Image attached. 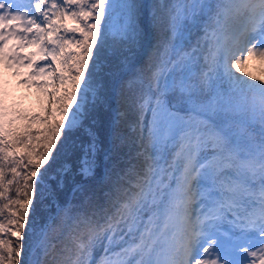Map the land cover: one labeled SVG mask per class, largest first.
Listing matches in <instances>:
<instances>
[{
  "label": "snow or ice",
  "instance_id": "obj_1",
  "mask_svg": "<svg viewBox=\"0 0 264 264\" xmlns=\"http://www.w3.org/2000/svg\"><path fill=\"white\" fill-rule=\"evenodd\" d=\"M143 7L136 0H0V62L31 68L28 75L47 77L48 86H70L55 101H65L56 109L60 120L35 146V133L5 128L0 104V264H264V81L232 70L248 58L264 61V0L153 5L166 10L149 22L164 38L122 89L141 115L151 111L148 136L141 135L119 173L109 174L102 196L84 186L95 178L109 137L118 153L127 144L118 126L101 137L92 110L109 38L135 44L142 26L147 30ZM117 10L118 29L111 24ZM198 18L205 21L202 42L177 50L167 34ZM28 46L37 50L22 54ZM217 79L242 99L247 120L218 124L212 115L219 104L198 102ZM177 103L190 104L192 115L181 116ZM81 133L87 145L74 185L83 194L80 206H65L37 231L41 205L59 196L68 178L69 166L58 158ZM21 145L26 151L18 156L13 148Z\"/></svg>",
  "mask_w": 264,
  "mask_h": 264
},
{
  "label": "rangeland",
  "instance_id": "obj_2",
  "mask_svg": "<svg viewBox=\"0 0 264 264\" xmlns=\"http://www.w3.org/2000/svg\"><path fill=\"white\" fill-rule=\"evenodd\" d=\"M120 0H116V3H119ZM145 7H143L144 9ZM142 9V10H143ZM144 17L143 12L140 13L139 19L142 20ZM152 17V16H151ZM151 20V18H150ZM150 21H146V23L151 27ZM111 24L113 25L114 28L118 29L122 24H123V17L120 14L119 10H117L112 17ZM146 24V25H147ZM147 25V27H148ZM157 34V32H156ZM142 36H145L143 33ZM115 38V39H113ZM109 40H114L116 43H110L109 42V47L107 48V53H109V59H115V61L112 62H105L102 65V71L100 75V84L102 83V94L100 95L99 99L96 101V104L101 103L102 105L105 106L106 110V116L103 119V124L104 128H108L109 130L112 129L113 125L116 122V117H114V113L118 111L116 102L119 104V101H121L122 97L120 95L117 96V92L115 93V77L116 73L119 69V72L123 71L122 69L127 67L129 64H131L135 58V55L138 54L137 51H141L143 45L141 42H137L135 44H130V45H123L118 42H126L122 41L119 36L116 37H110ZM154 43V38H150L148 42ZM119 47L121 50L125 51L123 52L124 56L126 58H122L121 55L118 53H115L113 48ZM75 50V49H73ZM139 55V54H138ZM121 59H124L121 60ZM123 61V62H121ZM124 64L126 66H124ZM116 67L113 69V66ZM117 65H121L122 67H118ZM14 67H7L4 62H0V70H5L7 69L9 73L5 70L7 74L12 75V84H6L7 80H5L3 77L0 76V88L5 87L6 88V96L12 100L13 105H17L21 107L22 112H28L30 110L29 104H31V99H35L36 101L39 102L41 105V111L45 116H48V120L44 123L36 122L33 123L32 126H30L27 131L35 133V137L33 138L34 141H38L40 139L41 133L43 132V129H45V126H47L49 123H56L58 122V119L60 120L59 113L57 114V105H56V98L53 96H49L48 93H51L52 86L47 85V80L43 79L45 81V86L43 87H36L35 84L32 83V81H37L40 82L39 78L34 79V77L28 76L27 70H22L19 68V72L12 74ZM27 68V67H26ZM235 75L238 77H241L243 79L251 80L252 77H258L260 81H264V61L260 60L259 58L252 57L245 59L241 62L239 70L233 68L232 69ZM126 70H124V74ZM250 74V75H245V74ZM8 78V77H7ZM22 79H27L28 83H25L28 85L27 90L25 91L28 94V97L25 95V92L22 91L21 89V84H19L17 81H21ZM217 79L215 81L216 88L217 89L213 94L208 93L205 96H200L198 98V102H203L205 104L207 103H218L219 108L216 112V114L212 115V119L215 120L218 124H221L224 121H227L229 124H239L245 120H247V116L244 114L243 111V101L241 98L238 96H235L231 93V90L228 86V82L226 80L220 81ZM214 84V85H215ZM49 87V88H48ZM48 88V89H47ZM49 90V92H46ZM115 94H114V93ZM20 93H22L20 95ZM117 96V97H116ZM123 99L126 102H131L130 99H126V93L123 95ZM128 101V102H127ZM124 109H130V107L127 105ZM37 105V104H36ZM123 106V105H122ZM120 107V106H119ZM182 108H186L187 111L192 112V106L187 103H182L180 105ZM123 109V110H124ZM36 113L42 114L39 109H36ZM126 116H124V122H125V127H126ZM134 123V121H131ZM130 123V122H129ZM256 133H259V126L258 123L256 124ZM258 127V128H257ZM136 126L134 124H128V130L133 131ZM258 129V130H257ZM16 152L15 150H13ZM102 156L104 154H100L99 158L102 159ZM102 163V161L100 162ZM105 177V174H101L100 178L103 180ZM58 203V202H55ZM53 207V206H52ZM52 207H47L43 206V211H46L45 216L43 217L44 221L42 224H37L35 223V227L37 231L45 226V222L50 221L54 217V213L52 212ZM52 210V211H51ZM50 211V212H49Z\"/></svg>",
  "mask_w": 264,
  "mask_h": 264
},
{
  "label": "trees",
  "instance_id": "obj_3",
  "mask_svg": "<svg viewBox=\"0 0 264 264\" xmlns=\"http://www.w3.org/2000/svg\"><path fill=\"white\" fill-rule=\"evenodd\" d=\"M183 1V0H182ZM136 2H139L140 4H142L141 0H136ZM167 5L170 4H174L176 3V1L173 0H166ZM193 3V2H192ZM148 4L149 6L147 7V13L151 14L152 12V8L153 5H157L159 6V4L161 5V0H158L157 2H155L154 4H151V0H148ZM166 11V10H165ZM198 11V10H197ZM157 14H160L161 11L159 9H157L155 11ZM192 21H189L186 24H183L182 26L186 27L188 29V27L190 29H193V26L191 25ZM148 28H150L152 35L154 36V40H158L160 39V37H162V33L160 35L157 36L156 32L152 30V28L148 25ZM182 34L181 31H176V32H169L167 34L168 39L170 40V42L173 44ZM143 35V31L141 30V34L140 36L137 38L138 42H141V44L143 42H145L146 40V36H142ZM126 45H130L128 43H126ZM115 53H118L119 55L122 56V58H126V56H124L123 50H121L119 47L117 48H113ZM140 50V49H139ZM138 52V51H137ZM108 59L105 60V62H112L115 61V59H109V53H107ZM136 56V55H135ZM124 59H121L124 61ZM121 61V62H123ZM146 60H144L145 63ZM118 67H122L121 65H117ZM124 66H126L124 64ZM116 67L113 66V69ZM127 68V67H126ZM126 68L124 67L121 71L119 72V69L116 73V77L115 80L124 72V70H126ZM130 77H127L122 80V82H120L116 88V92H117V96L120 95V97H122L121 101H119V104L116 102L117 105V109H118V117H117V121L115 122V124L113 125V127H119L124 136H126L127 138V144L125 146H123V152L118 153L115 149V147L112 145L111 143V138L109 137V139L106 141L104 148L98 153L97 155V159H96V168H97V174H96V178L100 177V175L103 173V170H105V177L103 180H94L89 181L87 183V185H84L85 187H87L90 191L95 192L97 197H100L103 195V192H106L108 190V185H107V181H108V177L109 174L115 172V173H119L120 172V167H122L126 160H127V156L128 154H134L135 153V148L136 145L139 144L140 142V138L141 135H143L144 138H147L148 136V124L151 120L150 118V111L146 110L143 115L140 114L139 110L133 106L132 102H128L126 104V102L123 99V95H125V93L122 91L123 86L125 85L126 81H128ZM102 86V83L100 84ZM66 87H70L68 85H66ZM209 92V90H208ZM63 96V94H62ZM116 96V97H117ZM98 100V99H97ZM96 100V101H97ZM95 101V104H96ZM131 101V99H130ZM63 103H65V101H61V103L58 105V107H62ZM126 104L130 107L131 110L129 109H124ZM123 105V106H122ZM120 106V107H119ZM105 106L102 105L101 103L98 102V104H96V107L94 110H92V114L94 116V120L92 121V123L94 124V126L99 129V133L100 136L103 137L107 134L108 132V128H104L103 124V119L106 116L105 113ZM124 109V110H123ZM123 113V115H121ZM150 113V114H149ZM124 116H126V127H125V122H124ZM48 120V118H44L42 116H38L37 118H32V117H27L26 119L22 120L19 124V119H17L16 123L11 124V129L15 132H22L25 131L26 129H28L30 126L33 125V123L36 122H40V123H44ZM131 121H134L131 122ZM134 124V126H136V128H134L133 131L128 130V124ZM55 123H49L47 126H45V129H43V132L41 133L40 136V140L43 139L44 136H46L48 134V129ZM112 127V128H113ZM37 141L33 142V146L36 145ZM69 150H66V153H61V156L58 158V164L63 165V164H67L70 168V171L68 172V178L66 180V182L64 183V185L62 186L61 190H60V194L59 196H52L50 198V200H46L40 207L39 213L35 216V223L37 224H42L44 219L43 217L45 216L46 211H43V206H47V207H52V212H54L55 210H59L62 205H65L67 200L69 199L70 195H71V191L74 188V185L78 182L81 181V177L78 174V169L80 167L81 164V156L84 154V150H86V145H87V139L84 136L83 133L76 135L73 140H70L69 142ZM75 143L76 147L74 149L71 148V145ZM123 143V142H122ZM84 146V148H82L81 146ZM20 154V156L25 154V148L24 146H16L14 147ZM110 149V150H109ZM103 152H106V154L101 158H99L100 154H102ZM102 161V163H100ZM113 179H116L117 176L113 175L112 176ZM21 183H23V181H21ZM47 186V185H46ZM9 195L11 196H15V191L14 189L9 193ZM83 199V194L79 191H75L72 197V200L70 201L69 204V208L71 209H76L80 206V201ZM5 203L7 201H4ZM58 202V203H55ZM50 212V211H49ZM62 211L59 213L58 217L61 215ZM8 213L7 211H5V216H7ZM2 219V218H0ZM57 223H60V220L58 219L56 221ZM72 226V221L69 219L67 220L66 224L64 225L65 229L67 230L68 228H70ZM53 236L55 235L54 233L52 234ZM8 239H12V237L8 236Z\"/></svg>",
  "mask_w": 264,
  "mask_h": 264
},
{
  "label": "bare ground",
  "instance_id": "obj_4",
  "mask_svg": "<svg viewBox=\"0 0 264 264\" xmlns=\"http://www.w3.org/2000/svg\"><path fill=\"white\" fill-rule=\"evenodd\" d=\"M144 10V9H143ZM258 128V127H257ZM258 130V129H257Z\"/></svg>",
  "mask_w": 264,
  "mask_h": 264
}]
</instances>
